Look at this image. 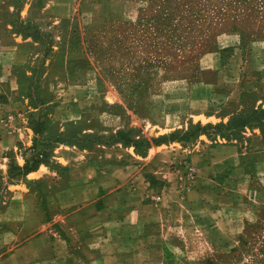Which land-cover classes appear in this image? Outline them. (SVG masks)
Instances as JSON below:
<instances>
[{"label":"crops","instance_id":"0c3cea01","mask_svg":"<svg viewBox=\"0 0 264 264\" xmlns=\"http://www.w3.org/2000/svg\"><path fill=\"white\" fill-rule=\"evenodd\" d=\"M100 5L28 0L17 10L25 24L32 23V32H47L73 23L76 12L99 13ZM7 25L0 26V174L11 180L8 191L20 194L0 200V264H201L234 247L245 230L241 200L250 181L242 176L214 185L201 175L245 170L244 150L231 143L210 147L197 141L185 149L169 140L138 148L119 139L82 145L51 138L55 147L43 153L51 157L24 172L38 154L28 150L33 139L50 138L59 126L54 137L65 136L64 124L79 125L86 104L82 97L59 96L67 90L69 68L64 62L51 65L48 37ZM73 39L57 35L54 52L65 54L64 43ZM55 68L64 77L53 76ZM26 90H32V107L20 94ZM118 103L131 113L124 102L110 105ZM156 120L150 126L161 136L168 131L165 115ZM106 124L117 132L126 126V116L108 113ZM137 139L152 140L146 130ZM181 154L187 158L183 165L200 172L188 186L181 184ZM13 155L16 178L10 174Z\"/></svg>","mask_w":264,"mask_h":264},{"label":"rangeland","instance_id":"374dc122","mask_svg":"<svg viewBox=\"0 0 264 264\" xmlns=\"http://www.w3.org/2000/svg\"><path fill=\"white\" fill-rule=\"evenodd\" d=\"M27 1L0 0V26L6 29L9 23L18 33L46 35L51 65L64 62L69 68L67 90L59 96L82 97L86 104L79 125L64 124L65 136L54 137L59 126L52 137L33 139L28 150L39 155L27 161L28 167L51 157L43 153L55 147L50 141L56 138L82 145L119 139L138 148L169 140L185 149L197 141L210 147L231 143L244 150L245 170L201 175L214 185L242 176L250 181L241 200L245 230L231 250L201 264H264V0H96L99 13L76 12L73 23L47 32H32V23L25 24L17 9ZM60 33L74 37L64 43L62 56L54 52ZM53 74L64 77L60 68ZM20 94L32 107V90ZM112 101L124 102L131 113ZM108 113L125 115L126 126L114 132L106 124ZM163 114L168 131L155 136L161 130L150 122H159ZM144 130L152 140L137 139ZM10 157V174L16 178V157ZM179 161L181 184L188 186L200 172L182 164L187 161L183 154ZM9 183L0 174V200L20 194V189L8 191Z\"/></svg>","mask_w":264,"mask_h":264},{"label":"trees","instance_id":"16d2710c","mask_svg":"<svg viewBox=\"0 0 264 264\" xmlns=\"http://www.w3.org/2000/svg\"><path fill=\"white\" fill-rule=\"evenodd\" d=\"M28 164H29V162H27V166H26V170H27V171H31L33 168L36 167V166L33 164V165H31L30 168H29V167H28Z\"/></svg>","mask_w":264,"mask_h":264}]
</instances>
